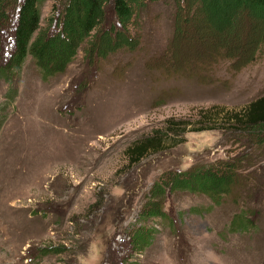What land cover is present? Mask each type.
<instances>
[{"label": "rangeland", "instance_id": "obj_1", "mask_svg": "<svg viewBox=\"0 0 264 264\" xmlns=\"http://www.w3.org/2000/svg\"><path fill=\"white\" fill-rule=\"evenodd\" d=\"M127 1L132 14L117 33L131 42L104 59L87 60L86 50L98 29L114 31L110 5L64 71L44 76L30 56L0 71V264H264V154L253 142L202 130L134 165L126 155L170 116L239 110L264 94V10L241 0ZM58 4L42 3V27ZM2 40L5 64L13 44ZM246 153L238 182L215 200L162 184L172 171L221 169ZM149 207L159 218L141 216ZM146 228L145 243H130Z\"/></svg>", "mask_w": 264, "mask_h": 264}, {"label": "trees", "instance_id": "obj_2", "mask_svg": "<svg viewBox=\"0 0 264 264\" xmlns=\"http://www.w3.org/2000/svg\"><path fill=\"white\" fill-rule=\"evenodd\" d=\"M9 1L0 0V71L4 74L12 68L20 69L29 56L44 76L64 71L78 54L82 44L96 33L97 27L99 28L110 14L107 10L109 5L115 16V33L104 28L98 29L99 38L93 36L86 50L87 60L95 57L104 59L131 42V38L126 37L123 31L117 33V28L124 27L132 14L127 0H57L59 4L56 18L46 28L41 25V5L45 0H13L15 10L11 25L7 24L10 20L7 8ZM241 1L250 8L264 10V0ZM9 37L12 38L13 49L3 64L1 62L5 46L2 39ZM197 116L199 117L196 120L189 117H168L164 126L155 128L149 135L127 148L129 163L137 164L147 155L177 146L185 141L188 132L214 129L235 133L239 141L244 144H247V140L253 142L255 148H260L264 154V94L239 110L212 105L199 109ZM248 157L247 153L235 155L224 161L221 169L202 164L193 169L175 170L172 171L173 175L169 173L168 181H163L162 184L170 190L184 188L212 193L215 200L214 197L220 198L231 192L238 182V177H241L240 164L243 159L248 160ZM156 212L159 210L149 207L141 216H145V220L159 218L161 214L158 216ZM249 221L250 219H244L243 215L237 222H242L245 226ZM137 234L133 232V235L129 236L130 243L133 244L135 239L145 243L152 231L147 229L146 238Z\"/></svg>", "mask_w": 264, "mask_h": 264}]
</instances>
